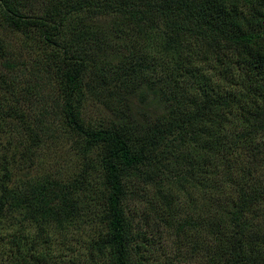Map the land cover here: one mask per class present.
I'll list each match as a JSON object with an SVG mask.
<instances>
[{"label":"trees","instance_id":"1","mask_svg":"<svg viewBox=\"0 0 264 264\" xmlns=\"http://www.w3.org/2000/svg\"><path fill=\"white\" fill-rule=\"evenodd\" d=\"M20 4L0 0V52L28 40L50 82L0 85V264H154L133 201L191 241L192 264H264V0ZM84 82L108 100L97 122Z\"/></svg>","mask_w":264,"mask_h":264},{"label":"rangeland","instance_id":"2","mask_svg":"<svg viewBox=\"0 0 264 264\" xmlns=\"http://www.w3.org/2000/svg\"><path fill=\"white\" fill-rule=\"evenodd\" d=\"M17 2V0H15ZM22 6V12L27 15L31 14H40L38 11H40L43 8V1H50V0H18ZM52 2H57V0H51ZM161 6L163 7H173L175 5V0H161ZM110 16H106V18H109ZM108 22L111 21L109 18L107 20ZM97 23V22H96ZM5 37V35H3ZM5 53L0 52V85L2 84V79L4 78L7 81H11L10 77L11 75L23 78L25 73H28V75L35 74L38 69H34L31 64H29V61L27 57L31 55L32 47L31 43L28 42V40L22 38L20 39V36H16L14 39L12 37L6 39V43H4ZM40 50V49H39ZM35 51V50H34ZM25 63L26 65H21ZM12 66V67H10ZM15 68V69H14ZM27 68V69H25ZM13 69V70H12ZM45 71L43 69H40L38 72L39 81L49 83L50 82V76L44 75ZM2 77V78H1ZM4 80V81H5ZM38 80V78L33 77L31 81ZM30 81L29 84H26V87L23 86V88L28 89L27 92L30 93L29 95L33 96L36 95V92L33 91L34 84ZM112 86L115 84L114 81L111 80ZM36 84V81H35ZM137 85V83H133ZM25 89V90H26ZM36 89V88H35ZM16 91L15 89H13ZM19 90V89H17ZM94 92V93H93ZM23 96L26 97L25 92H21ZM148 93L146 94V101H148ZM81 99L83 101L84 106V113L88 120H92L97 122V120L101 117L103 112L100 110L101 108V101L104 102L106 105L108 100L105 97L101 96V87L96 84H90L84 82L82 85V93H81ZM51 100V99H50ZM138 100V99H137ZM135 99L131 100L132 105L134 106L135 112L133 115L136 119H141L143 113L141 114L143 103H138V101ZM50 102V101H49ZM51 103V102H50ZM55 107V104L53 106V109H51V113L53 112ZM59 112V109H56ZM103 110V109H102ZM59 148V159L62 161V164L66 167V171H73L74 167H72L73 159H71V156L68 154L63 153V148ZM130 195V194H129ZM184 194H182L183 196ZM181 198V196H180ZM182 202L177 201L179 206L177 208V212L179 217H182L186 219V216L188 212V203L189 200H187L186 196L182 197ZM136 201V200H135ZM131 209H135L139 212H137L136 221H139L141 224V228L143 230V234H147L150 240H153L156 244V253L152 256L154 264H166L168 258L171 262L174 264H186L194 261L195 257H191V241L185 238H179V236L175 233L172 227H168L167 223V217H165L164 214H162L159 210L152 211L149 209V212H147V216L145 214V208H147V203L145 201L141 202L140 204H136L134 201L131 203ZM153 208H156L153 207ZM178 217V218H179ZM22 217L17 219L18 221H21ZM183 221V220H182ZM18 224V223H17ZM138 227L140 228V225L138 224ZM136 227V229L138 228ZM89 230V229H88ZM52 230H49V233L51 234ZM191 231H194V229H191ZM190 231V232H191ZM17 231L12 228V231L10 233V236L16 237V244H20V250H21V244L23 243L20 241V235L19 233H16ZM53 236V240L49 241L48 243H42V247L40 250L52 252V248L55 247L56 243L57 245L61 246L62 241L60 238H57V235ZM49 238V237H48ZM46 240V239H45ZM54 246V247H53ZM64 247V245H63ZM147 248L142 249L143 252L146 254L145 259L149 257V254L146 253ZM17 254V251H15ZM53 253V252H52ZM179 254V256H178ZM192 264V263H190Z\"/></svg>","mask_w":264,"mask_h":264}]
</instances>
